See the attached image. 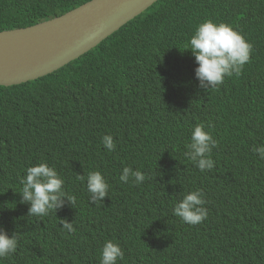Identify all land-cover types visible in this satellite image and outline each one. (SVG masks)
<instances>
[{
	"label": "trees",
	"instance_id": "obj_1",
	"mask_svg": "<svg viewBox=\"0 0 264 264\" xmlns=\"http://www.w3.org/2000/svg\"><path fill=\"white\" fill-rule=\"evenodd\" d=\"M87 1L0 0V30ZM206 20L230 25L252 49L239 76L203 90L184 48ZM198 124L217 141L215 167L204 172L185 155ZM106 134L114 138L112 152L101 142ZM257 146H264V0H158L53 73L0 85V229L18 239L0 264H100L109 240L124 253L117 264H264ZM41 162L64 179L75 208L65 203L44 217L27 215L20 181ZM124 167L147 178L122 182ZM91 171L109 185L103 201L90 200ZM196 189L207 218L186 224L172 209ZM62 219L75 231L63 229Z\"/></svg>",
	"mask_w": 264,
	"mask_h": 264
},
{
	"label": "clouds",
	"instance_id": "obj_2",
	"mask_svg": "<svg viewBox=\"0 0 264 264\" xmlns=\"http://www.w3.org/2000/svg\"><path fill=\"white\" fill-rule=\"evenodd\" d=\"M251 49V44L233 27L212 20L199 24L184 48L190 50L194 57L197 65L194 70L195 77L203 90L223 84L225 77L239 76L244 65L250 61ZM101 142L108 152L115 150L116 144L110 134L104 135ZM216 144L217 141L209 131L205 130V126L198 124L191 132L185 155L201 172L211 170L215 167L211 152ZM253 151L264 160V146H257ZM130 178L140 185L147 177L139 169L124 167L119 177L120 181L128 182ZM76 179L83 182L85 177L78 174ZM20 183L22 189L18 193L21 202L29 205L28 216H47L50 212H56L63 207L65 203L75 208L76 197L66 192L64 179L46 162L29 166ZM86 186L92 203L103 201V198L108 196L109 185L99 171H91L87 174ZM205 204L203 191L196 189L185 194L175 204L172 214L186 224H199L207 218ZM61 225L69 233L75 231L73 224L67 219H62ZM17 247V236L9 235L6 230L0 229V258L15 253ZM123 257L124 253L118 243L111 240L104 242L100 250V264H117V261L122 260Z\"/></svg>",
	"mask_w": 264,
	"mask_h": 264
},
{
	"label": "water",
	"instance_id": "obj_3",
	"mask_svg": "<svg viewBox=\"0 0 264 264\" xmlns=\"http://www.w3.org/2000/svg\"><path fill=\"white\" fill-rule=\"evenodd\" d=\"M157 1L89 0L60 16L0 30V85H18L53 73Z\"/></svg>",
	"mask_w": 264,
	"mask_h": 264
}]
</instances>
